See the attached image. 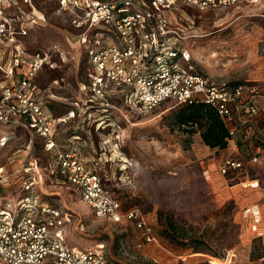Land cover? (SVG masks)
<instances>
[{
    "label": "rangeland",
    "instance_id": "rangeland-1",
    "mask_svg": "<svg viewBox=\"0 0 264 264\" xmlns=\"http://www.w3.org/2000/svg\"><path fill=\"white\" fill-rule=\"evenodd\" d=\"M0 10L13 27L16 43L28 55H49V64L35 77L45 106L56 115L71 110L73 103L86 109L90 95L81 89L88 83V58L82 42L76 43L86 31L74 29L70 12L59 11L57 0H0ZM170 19L173 28L188 38L185 48L192 55L195 74L221 85L263 87L264 0L208 12L179 6ZM12 51L3 38L0 84L8 82L4 70ZM179 65L187 68L182 60ZM23 72L15 71L14 78H21ZM54 81L59 84L53 86ZM50 87L56 99L47 102L45 90ZM262 90L256 100L257 116L238 125L234 141L223 151L206 147L199 129L188 133L176 125L182 107L175 102L145 112L114 101L117 109L92 110L90 117L77 116L60 127L57 140L65 143L79 135L86 166L100 175L123 210H136L144 217L156 238L148 243L134 223L115 224L98 216L82 203L74 188L49 178L42 196L69 214L70 247L104 246L109 264H214L215 260L264 264ZM31 140L28 133H19L16 141L0 151V167L18 166ZM36 145L41 150L40 140L34 137ZM39 155L49 158L42 151ZM230 159L243 163V169L223 175L221 168ZM250 181H258L259 187L252 188ZM13 188L8 194L0 190V195H7L0 198L1 207L13 200ZM162 212L180 224L179 241L167 238L159 219Z\"/></svg>",
    "mask_w": 264,
    "mask_h": 264
},
{
    "label": "built area",
    "instance_id": "built-area-1",
    "mask_svg": "<svg viewBox=\"0 0 264 264\" xmlns=\"http://www.w3.org/2000/svg\"><path fill=\"white\" fill-rule=\"evenodd\" d=\"M260 1L57 0L59 11L70 12L74 29L86 31L76 43L82 42L88 58V83L81 92L90 95L86 109L73 103L61 116L45 106L35 86V77L49 64V55H28L16 43L13 27L0 10V41L4 38L13 47L9 67L4 70L8 82L0 84V151L21 132L32 139L18 166L12 170L0 167V190L8 194L14 187L13 200L0 206V264H109L104 246L70 247L66 234L69 214L42 196L49 178L74 188L82 203L98 216L115 224L134 223L144 231L148 243L156 241L144 217L136 210H123L100 175L86 166L80 136L61 143L58 129L77 116L90 117L92 110L105 113L117 109L114 101L145 112L175 102L179 106L212 107L233 141L238 125L257 116L256 100L264 85H221L195 74L192 55L185 48L188 38L173 28L170 17L179 6L208 12ZM179 60L186 63V69ZM21 69L25 70L22 77L14 78L15 71ZM58 84L53 82V86ZM45 92L47 102L56 99L51 87ZM34 137L42 140L52 159L48 167H41L33 155ZM242 169L243 163L230 159L221 173ZM249 183L252 188L259 187L258 181Z\"/></svg>",
    "mask_w": 264,
    "mask_h": 264
},
{
    "label": "trees",
    "instance_id": "trees-1",
    "mask_svg": "<svg viewBox=\"0 0 264 264\" xmlns=\"http://www.w3.org/2000/svg\"><path fill=\"white\" fill-rule=\"evenodd\" d=\"M235 85L238 84H231L229 86H235ZM181 107H182L181 110L179 111L178 115L175 118V123L179 128H186L185 130H188L186 131L188 133H195L196 128L199 129L201 131V139L204 145L212 150L223 151L228 148L229 143L232 141V139L230 138L228 129L220 119L217 112L212 107L204 104L194 105V106H181ZM50 110L54 113L51 107ZM57 116H61V115H57ZM39 140L42 144V147L41 150L38 149L37 145H36L37 147H34V157L41 167H48L49 164L52 162V159L49 154H48L49 156L48 159L45 157H44L45 159H42V157L39 155L41 151L46 153L43 149L42 140L41 139ZM260 147L264 149V145H260ZM113 196L118 200V198L114 194ZM159 219L161 224L165 226V232L168 235L167 238H171L173 242L179 241L181 234L180 224H178L172 216H166L164 212L160 213ZM211 254L215 258H221L217 253H211Z\"/></svg>",
    "mask_w": 264,
    "mask_h": 264
},
{
    "label": "bare ground",
    "instance_id": "bare-ground-1",
    "mask_svg": "<svg viewBox=\"0 0 264 264\" xmlns=\"http://www.w3.org/2000/svg\"><path fill=\"white\" fill-rule=\"evenodd\" d=\"M214 264H220L219 262H217L216 260L214 261Z\"/></svg>",
    "mask_w": 264,
    "mask_h": 264
}]
</instances>
